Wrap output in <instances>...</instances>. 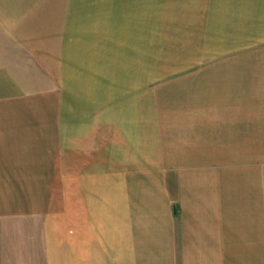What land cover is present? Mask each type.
I'll use <instances>...</instances> for the list:
<instances>
[{"label":"crops","instance_id":"crops-1","mask_svg":"<svg viewBox=\"0 0 264 264\" xmlns=\"http://www.w3.org/2000/svg\"><path fill=\"white\" fill-rule=\"evenodd\" d=\"M76 6L75 0H0L4 198L42 190L41 144L48 130L39 117L26 116L42 111L43 83L57 91ZM242 58L213 64L206 104L203 96L188 104L175 94L178 98L163 105L162 118L127 131L128 125L123 130L114 121L113 136L106 134L107 121L87 122L96 129L79 137L81 143L71 141L65 158L66 182L81 191V213L69 212L61 230L51 226L55 217L45 221L48 264H264V214L237 207L228 170L219 168L234 159L225 151L234 148V133L241 135L238 144L250 138L251 122L264 127V105L249 103L248 63L234 66ZM53 135L56 143V127ZM240 158L245 155H236Z\"/></svg>","mask_w":264,"mask_h":264},{"label":"rangeland","instance_id":"rangeland-1","mask_svg":"<svg viewBox=\"0 0 264 264\" xmlns=\"http://www.w3.org/2000/svg\"><path fill=\"white\" fill-rule=\"evenodd\" d=\"M75 4L59 61L57 91L43 83L42 111L26 116L39 117L48 130L41 144L42 190L31 197L11 192L4 198L0 193V264H48L45 237L50 224L45 221L55 217L57 224L51 226L61 230L65 224L60 222L69 212L81 213V191L76 185L72 191L66 182L65 158L71 141L81 143L79 137L96 129L93 123L87 128L89 120L107 121L106 134L113 136L114 121H121L123 130L128 125L127 131L135 123L160 119L163 105L172 102L173 95L181 94L188 104L203 96L206 104L213 64L222 65L229 56L243 57L235 67L248 63L249 103L264 105V97L256 96L264 95V0H75ZM52 104L55 110L50 109ZM250 134L237 144L241 135L234 133V148L225 149L234 159L218 167L228 170L227 184L233 185L237 207L242 206L245 214L262 215L264 127L251 122Z\"/></svg>","mask_w":264,"mask_h":264}]
</instances>
